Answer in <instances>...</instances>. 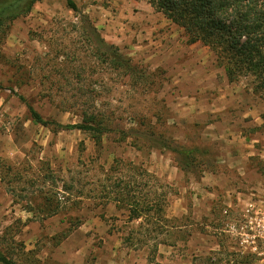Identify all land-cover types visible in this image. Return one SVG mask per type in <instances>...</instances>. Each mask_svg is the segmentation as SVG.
<instances>
[{"label": "rangeland", "instance_id": "rangeland-1", "mask_svg": "<svg viewBox=\"0 0 264 264\" xmlns=\"http://www.w3.org/2000/svg\"><path fill=\"white\" fill-rule=\"evenodd\" d=\"M74 2L37 3L0 41V246L19 264H264L236 227L252 194L264 196V91L251 77L230 83L214 52L149 0ZM98 46L117 48L122 70ZM26 103L61 124L96 106L112 131L98 146L35 124ZM117 164L144 171L146 190L170 187L163 235L99 199Z\"/></svg>", "mask_w": 264, "mask_h": 264}, {"label": "trees", "instance_id": "trees-1", "mask_svg": "<svg viewBox=\"0 0 264 264\" xmlns=\"http://www.w3.org/2000/svg\"><path fill=\"white\" fill-rule=\"evenodd\" d=\"M43 1L46 0H0V41L6 36L12 22L29 15L35 5ZM66 2L70 9L77 11L74 0ZM149 3L154 10L184 31L188 44L201 43L213 51L230 83L251 77L254 91H264V0H149ZM100 48L102 46L94 48L98 59L105 60L115 71L122 70L126 62L118 49ZM0 89H4L1 84ZM11 91L20 100L26 101L23 96ZM26 105L35 124L61 131H80L88 134L98 146L103 137L112 131L109 118L96 106L88 107L83 112L80 123L61 124L44 118L31 104ZM177 152L182 169H188L191 152ZM127 166L117 164L110 171L103 172L105 178L96 184L101 193L99 199L125 208L132 222L142 220L141 225L144 222L152 224L155 228L146 229L148 234L163 235V226L170 227V221L165 218L166 194L170 187L160 184V194L156 189L146 190L141 182H148L143 178L146 175L144 171ZM49 201L48 212L53 215L59 210V205L53 210L50 208L53 201ZM132 237L128 235L127 241H131ZM0 264L19 263L0 246Z\"/></svg>", "mask_w": 264, "mask_h": 264}, {"label": "built area", "instance_id": "built-area-1", "mask_svg": "<svg viewBox=\"0 0 264 264\" xmlns=\"http://www.w3.org/2000/svg\"><path fill=\"white\" fill-rule=\"evenodd\" d=\"M252 195L250 202L237 211L236 227L241 247L260 254V249L264 248V196ZM260 261L264 262V257Z\"/></svg>", "mask_w": 264, "mask_h": 264}, {"label": "crops", "instance_id": "crops-1", "mask_svg": "<svg viewBox=\"0 0 264 264\" xmlns=\"http://www.w3.org/2000/svg\"><path fill=\"white\" fill-rule=\"evenodd\" d=\"M259 186L261 187V184H259Z\"/></svg>", "mask_w": 264, "mask_h": 264}]
</instances>
